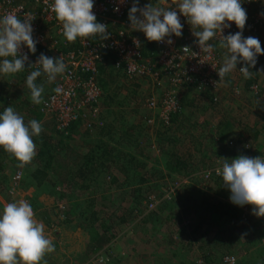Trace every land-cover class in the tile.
Here are the masks:
<instances>
[{
    "label": "rangeland",
    "instance_id": "374dc122",
    "mask_svg": "<svg viewBox=\"0 0 264 264\" xmlns=\"http://www.w3.org/2000/svg\"><path fill=\"white\" fill-rule=\"evenodd\" d=\"M262 1L259 5H242L247 12V21L253 18L255 8H259L264 14ZM169 4L177 5V0H165L163 4L157 3L162 7ZM261 32H264V26L253 31L248 29L246 24L243 36H259ZM212 45L220 53V57L223 56L224 49L213 40ZM157 52L158 47H153L151 59L154 63L157 62ZM30 73L29 71L24 75V80L21 78L16 83L22 89V93L18 103L14 104H18L16 112L26 116L24 120L26 125L33 119L38 122L42 121L40 123L42 125L41 134L33 136L37 155L32 163L25 165V170L17 169L10 157L6 159L7 167L4 169L0 166V193L6 196L8 203L27 201L34 211L36 221L44 225L45 235L55 247L54 252L44 257L46 264L51 262L55 264H193V259L199 255L215 263L228 254L237 256L236 264H264V217L259 219L254 215L249 226L241 225L238 219L244 206L239 207L230 202L228 198L231 193L225 188L223 179L216 182L217 178L205 177L220 162H223L221 158L231 160L239 155L264 158V144H259L250 134L249 138L247 132L241 133L244 137L241 141L237 138L230 139L228 147L215 142L213 138L210 139L207 134H199L202 130V127H198L202 125L199 119L205 115L202 112L207 109L216 111L210 98H207V102L197 101L195 97L187 94L189 91L186 89L177 94L181 103L180 113L184 109L181 102L183 94H186L185 99L188 102L187 111L194 113L190 114L191 117L186 115L185 124L181 123V128L188 130L184 132L186 138H181L182 141L178 140V143L174 142L178 145L183 144L179 149L181 154L191 150V155H193L194 148H198V145L200 149L204 147L206 152L205 156L197 154L202 158L197 169L195 165L197 162L190 159L191 164L188 166L190 169L184 170L175 165V160H172L173 164L167 162L168 159L164 153L166 148L163 149L166 144H162L167 136L172 137L178 133V126L174 119L170 128L148 124L146 119L152 112L145 107L143 95L148 89H145V86L143 89H137V85L133 86L121 74L111 72L106 76L105 81L104 124L93 129L87 128L83 123L77 124V131H74L72 135L73 139L62 138L66 143L73 142L75 143L73 145H76V148L70 151L69 160L57 154L53 164L63 165L65 161L67 163L71 160L72 154H82L84 148H90V143L97 145L99 141H102L116 151L124 153V156L120 154V163H127L133 158V162H130L132 163L130 164L131 170L126 175L119 171L118 165L113 162L109 172L101 174L88 189L71 193L69 189H66V185L62 186L57 183V177L52 171L50 179L46 180L43 185H37L32 178L34 171L44 168L46 159L40 156L44 140L49 139V143L52 144L50 150L53 153L56 141L61 136L57 132L54 120L46 118L39 112L38 105L31 101V93L26 86L27 76ZM232 76L240 75L232 72L225 76L218 90L222 86H227L229 91L234 88L232 93L236 96L244 94V89H239L240 87L234 83ZM41 77L37 78L36 83L43 84L44 98L52 91V86L47 82L45 75L42 74ZM255 81L259 80L255 79ZM144 84L147 85V82ZM254 84L258 86V90L261 89L257 82ZM136 89L138 93H135ZM105 90L103 89L104 95ZM258 90H252V93L258 95L261 91ZM154 91L158 95L162 89L156 86ZM131 119L132 122H130ZM125 132L133 137L123 140L122 135ZM155 135H157L156 139H154ZM45 136L49 137L44 139ZM147 136H151L152 139ZM215 139L220 141L218 135ZM250 139L253 142H250ZM231 140H237L238 145L230 146ZM244 140L250 144L247 150L244 149ZM159 160L167 168L163 169ZM140 163L143 165H139ZM134 170L146 176L149 179L146 186L152 187L149 190L145 187L148 192L145 191L138 199L133 194V188L139 186L132 172ZM19 173H21V178L14 179ZM10 176H13L12 179ZM114 177L116 182L111 183ZM49 180L60 187L50 186L47 182ZM93 199L95 203H92ZM224 199L228 201L229 207L220 208L222 216L219 217L215 204L221 203ZM164 203L168 205L166 209H164ZM152 204L154 207L151 206ZM92 211L100 212L99 220L94 227L80 225L82 222L89 223L85 218L90 216ZM2 212L3 207L0 208V214ZM149 213L155 214V216L151 214L155 219H152L153 223L148 221ZM69 214L71 215L68 216ZM201 216L205 219L206 226L199 225V222L203 221ZM68 217L72 219L71 222H66ZM102 222H105L110 230V242L97 251H89V244L95 241L94 230H102ZM146 227L152 230H146Z\"/></svg>",
    "mask_w": 264,
    "mask_h": 264
},
{
    "label": "clouds",
    "instance_id": "9594fccd",
    "mask_svg": "<svg viewBox=\"0 0 264 264\" xmlns=\"http://www.w3.org/2000/svg\"><path fill=\"white\" fill-rule=\"evenodd\" d=\"M124 0H120L123 3ZM165 0H159L163 4ZM93 0H54L51 11L62 25L66 40L73 43L77 38L99 37L102 41L111 38L108 26L97 22L93 12ZM114 11H119L117 7ZM180 15L186 18L192 28L196 43L201 52L210 53L214 46L210 40L219 37V47L226 49L222 66L217 72L219 80L237 70L249 79L253 76L251 69L256 67L257 57L264 55V49L258 38L243 36L247 21V12L242 7L241 0H177L176 9L148 3L141 7L139 0H133L128 11V21L132 31L142 32L147 41L172 45L171 37H182L183 24ZM20 19L14 12H9L0 18V74L10 75L25 70L29 62L27 54L22 52L26 47L32 54L36 52L37 41L33 38L30 13H24ZM235 24L239 31L225 36L224 30ZM133 43L138 47L139 40ZM185 52L189 47H184ZM36 66L26 80V86L31 93L34 104L43 103V84L36 83L42 74L47 82L52 83L57 76L63 75L67 65L63 57L53 58L41 53L34 64ZM264 72V69L256 72ZM57 94L62 88L54 89ZM42 125L37 120H30L26 125L23 116L13 107H6L0 113V148L10 153L24 167L32 163L37 155L33 136H39ZM222 168L216 172L222 176L224 186L231 195L230 202L239 207L249 205L252 214L258 218L264 217V158H252L239 155L231 160L221 158ZM31 205L24 200L5 204L0 214V264H41L48 253L55 251L52 241L47 238L44 225L34 218Z\"/></svg>",
    "mask_w": 264,
    "mask_h": 264
},
{
    "label": "built area",
    "instance_id": "2783aa9c",
    "mask_svg": "<svg viewBox=\"0 0 264 264\" xmlns=\"http://www.w3.org/2000/svg\"><path fill=\"white\" fill-rule=\"evenodd\" d=\"M260 1L262 0H241L242 5H259ZM53 3L54 0H0V18L9 12H14L20 19L25 18L24 13H30L31 17L35 18L32 27L33 38L37 41L36 52L32 54L26 47L22 48V52L29 57V62L25 65L28 71L36 70V66L29 65L34 64L41 53L53 58L63 57L67 65L65 73L57 76L51 83L52 91L43 98V103L38 105L39 112L46 118L53 119L59 132L68 134L70 127L76 123H83L89 129L104 124L102 80H106V76L111 72L121 74L133 86L137 85V89H143L144 86L148 89L143 94L144 105L152 112L146 119L148 124L170 128L174 116L181 111L177 94L184 89H193L196 95H210L213 102H219L215 92L223 81L219 80L217 74L222 66L220 53L215 47L210 53L201 52L196 38L192 35L196 28L191 29L182 15V37H171L174 41L172 45H168L166 41L149 42L142 32L130 29L128 11L133 0H124L123 3H120V0H93V12L97 22L108 26L111 38L106 41H102L98 36L77 38L75 43H70L63 35L61 23L51 11ZM148 3L149 0H139L141 7ZM176 6L165 7L176 9ZM117 7L119 11H114ZM252 17L246 22L248 29L256 31L264 26V14L259 8ZM237 31L239 29L233 23L223 34L227 36ZM134 39L139 40L138 47L133 43ZM213 41L219 44V37ZM156 46L157 62L154 63L151 59L152 52L150 51V55L148 52ZM186 46L190 48L187 52L183 50ZM144 82H147V85ZM156 86L162 89L158 95L154 91ZM57 87L62 88L60 94L54 91ZM251 89L257 91L258 86L254 84ZM229 144L234 147L238 145V141L231 140ZM243 145L246 150L250 148L247 140L243 141ZM222 164L223 162H220L205 177L222 178L216 172L217 168H222ZM15 178H21V173ZM151 206L154 207V204ZM253 216L252 207L246 205L242 208L238 220L241 225L249 226ZM237 260L236 255L228 254L222 256L218 262L212 263L199 255L193 259V264H236Z\"/></svg>",
    "mask_w": 264,
    "mask_h": 264
},
{
    "label": "crops",
    "instance_id": "0c3cea01",
    "mask_svg": "<svg viewBox=\"0 0 264 264\" xmlns=\"http://www.w3.org/2000/svg\"><path fill=\"white\" fill-rule=\"evenodd\" d=\"M149 2L154 4V5H157L159 0H149ZM263 3H261V5H264ZM169 5H175V4H169ZM169 5H167V6H169ZM255 10H257V8H255ZM243 35H244V33H243ZM246 37H248V36H246ZM254 37L259 39V41L261 43V47H262V49H264V32H261V33H259V36H254ZM209 42L212 43V40H210ZM217 48H218V46H217ZM150 51L152 52V56H153V49H149L148 55H150ZM226 51H227L226 49H224L222 51L223 52V56L221 55V62L222 63H223V57H224ZM242 66H243L242 64H238L237 65V73H236V70H234L233 72L235 74L243 76L239 72V68ZM262 69H264V55L257 57L256 67L251 69L254 72L253 76L251 78L246 79L244 76L243 77L232 76L234 83L240 87L239 89H244V91H245L244 94L236 96L235 94L232 93V90L234 88L233 89L230 88L231 90L229 91L227 89V86H222L217 91L216 95L219 97V102H212V103H214L213 106H214V109L216 111H211L210 109H207V110L202 112L205 115L201 116V118L199 119V122L202 124L201 126H198V127H202V130L199 134H201V133L207 134L210 139L213 138L215 142L220 143V144H225L228 147V141L230 139L237 138L238 140L241 141V139L244 138L241 136V133L247 132L249 138H250V135H252V137L256 141H258L259 144H261V145L264 144V93H262V92H264V72L256 73ZM28 73H29V71L24 70V71L19 72L17 74H10V75L0 74V113H2L3 110L8 106L13 107V109L16 111V107L18 106V104L16 105L14 103H16V102L18 103L19 96L22 93L21 92L22 89H20V86H18L16 83H18L21 80V78L24 80V75L28 74ZM227 79L230 80V78H227ZM255 79L256 80L258 79L259 81H255ZM105 81H106L105 79L102 80V85H103L104 90L106 88ZM256 82L259 84V87L261 86V89L259 88L261 91L258 90V91H260V93L258 95L253 94L252 90H251L252 84H254ZM51 86H52V84H51ZM21 88H22V86H21ZM186 91H189V92H187V94L195 97L197 99V101L200 100L202 102L205 100L207 102L208 101L207 98H211L210 95L204 96L202 94H197L199 96V97H197V95L195 94V91L193 89H186ZM135 93H138L137 89H136ZM185 95L186 94H183L181 97V102L184 106L183 112L175 115V117H174V120H175L174 122L178 126V133L173 135V136H175V138H173V136L172 137L167 136L162 141V144H164V143L166 144V146H163V149H164V147L166 148V150H164V153H166L165 157H167V159H168L167 162H169L170 164H173L172 160H175V162H176L175 165L177 167H179L181 169L184 168V170H189L190 168L188 169V166H190V164H191L190 159H193V161L197 162V164H195L196 169H197V167H198L197 165H200L199 162L202 160V158L198 157L197 154L200 153V154H202L201 156H205L206 152L204 151L205 150L204 147L202 149L199 148L200 145H198V148H194L193 155H191V150H188L186 153H183V154H181V152L179 151V149L182 148V147H180V145H183V144L180 143L178 145L177 144L178 140L182 141V140H180L181 138H186L184 132L188 131V130H184L183 128H181V123L183 122L185 124V116L188 115V117H191L190 114L193 112V111L192 112L187 111L188 108L186 106H187L188 102L185 99ZM104 96H106V90H105ZM212 103H211V105H212ZM105 105H106V101H105ZM106 112H108V110ZM23 114H25V113H23ZM155 114L157 115L156 112H155ZM106 115L107 114L105 113V116ZM151 115L152 114L150 113V116ZM21 116H23L24 120L26 119V116H24V115H21ZM132 121L133 120L131 119L130 122H132ZM135 121H137L136 118H135ZM201 121H203V122H201ZM191 122H192V120H191ZM39 123H42V121ZM193 130H191V131H193ZM101 132H103V131H101ZM193 133H194V131H193ZM102 135H104V133ZM123 135H129L130 138L133 137L128 132H125ZM216 135L219 136L220 141H216V139H215ZM156 136L157 135L154 136V139H156ZM147 138L152 139L151 136H147ZM171 139H174V140H171ZM174 141H177V143ZM250 142H253V140L250 139ZM91 144H89L90 148L92 147ZM90 148H89V150H90ZM9 157L15 163L17 169L23 168V170H25V166L20 167L19 161H17L14 156H12L10 153H7L2 148H0V166L2 168L5 169L7 167V160L6 159ZM184 157L186 159H184ZM159 161H161V160H159ZM161 164H162L163 169L167 168L162 161H161ZM170 168H171V165L169 166V169ZM200 169H204V168H200ZM174 170L178 171V170H176V168H174ZM12 177L10 179H12ZM221 179L222 178L216 179V182L218 180H221ZM8 202L9 201L6 199V196H2V193H0V208L4 207L5 204H7ZM216 204H218V205H216ZM216 204H215V208H217L216 212L219 215V217H221L222 216V214H221L222 210H220V208L229 207L228 201L224 199L221 203L217 202ZM42 212H46V210H44V211L42 210ZM149 214L151 215L152 213H149ZM39 215H41V214H39ZM150 215H147L149 217L148 221L153 223V220H155V219L150 218ZM152 215L155 216V214H152ZM202 219H204V218L202 217ZM42 221H44L43 218H42ZM202 224H204L206 226L207 223L202 222ZM156 227H157V224H156ZM146 228H145L146 230H152V229H150V227H146ZM120 230H122V229H120Z\"/></svg>",
    "mask_w": 264,
    "mask_h": 264
},
{
    "label": "trees",
    "instance_id": "16d2710c",
    "mask_svg": "<svg viewBox=\"0 0 264 264\" xmlns=\"http://www.w3.org/2000/svg\"><path fill=\"white\" fill-rule=\"evenodd\" d=\"M77 127H78L77 123L73 124L70 127L68 134H65L64 132L61 131L60 132L57 131L60 134L61 138L56 141L53 153L50 150L52 149V144L49 143V139H45L48 138L49 136L43 137L45 140L40 150V156L46 159L43 166L44 168H39L32 173V178L34 179V181H36L37 185L39 186L43 185L46 180L50 179V173L52 171L56 175L57 183H59V185L62 186L66 185V189H69L68 191H71V193H75L77 191L83 192L84 189H88L91 186V184L97 181V178L101 174L104 175L105 173H108L111 167V163L113 162L114 164L118 165L119 171H122L126 175L129 174V170H131V165H132V163L130 162H133V158H131V160L127 163L125 162L120 163L119 159L121 158V155L124 156V153L118 150L116 151V149L112 148L109 144L102 141H99V144L97 145H93L90 143L92 145L90 150L84 148L82 154H75V155L72 154L70 158L71 162L69 161L66 163L65 161V164L63 165L62 164L60 165L57 164V166L54 165L53 164L54 159H56L57 154H60L63 157H65L67 160H69L70 151H73L76 148L75 147L76 145H73L75 144L73 142H70V144L69 142L66 143L62 138L67 137V139H73L72 135L74 131H77ZM122 136L124 138L123 140H129L130 138L129 135H122ZM125 156L128 157L127 155ZM139 165H143V163H140ZM132 172L135 174L134 177L139 185L137 188H133V194L136 196V199H138L142 197L143 193L146 190H149L152 187L146 186V183L149 182V179H147L146 176L142 175V173H139L136 170ZM47 182L50 183V186L60 187L59 185H56V183L54 182L52 183L50 180ZM115 182H116V178L114 177L111 183H115ZM92 203H95V199H93ZM163 206L164 209H166L168 205L164 203ZM98 214L99 212L92 211L91 215L85 218V220H87L86 222L89 223L86 224L82 222L80 225L94 227L95 223L99 220ZM70 215L71 214H69L68 216ZM150 218H153L152 215H150ZM202 220H203L202 222L204 223L205 219ZM71 221L72 219L70 220L69 217L66 218V222H71ZM202 222H199V225H203ZM102 226H103V228H101L102 230H94L95 241L89 244V251H97L105 247V245H107L110 242L111 239V237L109 236L110 230L105 222H102ZM206 260L208 262H211L210 259L206 258ZM41 264H44V262H41ZM50 264H55V263L51 262Z\"/></svg>",
    "mask_w": 264,
    "mask_h": 264
}]
</instances>
